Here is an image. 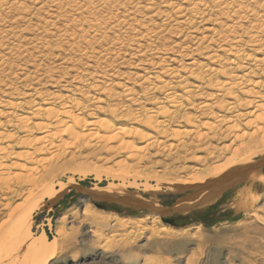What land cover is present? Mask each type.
<instances>
[{"label":"rangeland","instance_id":"1","mask_svg":"<svg viewBox=\"0 0 264 264\" xmlns=\"http://www.w3.org/2000/svg\"><path fill=\"white\" fill-rule=\"evenodd\" d=\"M263 24L264 0H0V149L7 154L3 158L0 151V162L15 173L12 164H25L26 155L52 143L59 146L33 155L49 159L48 153L59 152L49 168L72 158L93 163L52 175L43 191L64 186L68 192L54 204L44 196L29 201L2 229L0 248L6 247L17 217L25 212L31 214V225L30 220L25 225L30 242L42 236L50 245L56 243L58 251L47 264H264V225L250 216L263 206V196L250 214L237 211L239 193L248 185L229 190L214 204L165 217L132 214L117 205L102 211L74 187L123 188L171 208L195 190L179 180L204 170L207 182L201 186L211 183L212 174L205 170L231 157L243 143L237 134L253 129L245 126L253 119L251 112L258 104L264 107ZM38 108L42 111L36 114ZM48 108L56 113L49 115ZM60 109L87 122L103 117L118 126H133L134 117L142 118L134 125L161 144L144 151L143 161L128 163L149 173L120 177L105 170L117 171L116 160H126L127 152L109 150L117 142L108 149L103 147L107 141L95 144L92 136L74 146L71 133H59L66 119L55 118ZM151 116L153 126L146 122ZM38 124L48 128L40 130ZM84 129L75 130L83 135ZM46 130L53 131L52 138L37 141ZM134 142L145 143L138 138ZM257 151L239 163L257 161L264 149ZM95 165L103 168L96 170ZM6 174L0 170V177L7 179ZM11 183H0V225L27 196V187ZM7 185L24 193L18 199ZM254 187L258 195L264 192L261 183ZM40 202L42 210L37 208ZM102 215L149 218L124 227L117 218L101 220ZM64 217L62 236L57 229ZM154 218L159 222L153 223ZM163 228L170 232L153 238V229ZM118 233L124 235L116 237Z\"/></svg>","mask_w":264,"mask_h":264},{"label":"bare ground","instance_id":"2","mask_svg":"<svg viewBox=\"0 0 264 264\" xmlns=\"http://www.w3.org/2000/svg\"><path fill=\"white\" fill-rule=\"evenodd\" d=\"M102 1L103 0H96V2H99V3ZM94 4H95V1L90 2L89 6L92 7ZM81 8H83V7H81ZM221 50L230 51L229 49H221ZM234 56L237 58H240L239 53H235ZM227 89L231 90L232 87H229ZM75 105L79 106L80 103H75ZM261 106H262V104H258L256 106V109H253V111L251 112V116L253 119H251L245 123V126L253 128L251 130V133H249L245 130H241L243 133L241 132V134H237L236 140L243 142L240 145V147L236 148L233 151V154L231 155V157L226 159L224 163H222L220 165H216L210 169L205 170V171H208L209 174H212V175H210V176H212V178L209 181H211V180H212L211 182L216 181L217 179H219L221 177H225V175H227L229 172H231L233 170L237 171L241 167L252 164V162L249 159H248L249 161H246V162L241 163V164L239 163V161L241 162V160H244L245 158H247L254 151L264 149V107H261ZM36 110H37L36 114H39L42 111L40 108H38ZM60 111H61V109H60ZM257 111H260L262 114L259 112L260 114L256 115V117L254 118L253 116H255V114L258 113ZM47 112L49 115L56 113L55 111H51L50 108L47 109ZM58 116H65L66 117L65 120L60 122V124L61 125L64 124V126H63L62 130L59 131V133H63V134L71 133L70 138H71V140H73L72 144H74V146L81 143V141L85 140V138H90L92 136L91 139H95V141H96L95 144L101 143L103 141H107L106 145L103 146L104 148H107V147H110L109 145H111V144L113 145V144H115V142H117V145L111 146L109 148V150L111 149L112 151L113 150H116V151L119 150V151H124L125 153L127 152L128 157L126 160H123V161H122V159H121V161L116 160L114 166L119 168L117 171H116V169H114L115 170L114 171L112 169V167L111 168L107 167V169L104 168L105 170L110 171V172L117 174L119 176L121 175L122 177L123 176H130L131 174H135V175L139 176V175H146L147 173H149L146 171V169L142 170L141 168H138V167L134 168L131 165H129V163H128V161H130V159H133V161L141 159V161H143L144 157H142L143 156L142 153H144V151H146L152 144L153 145L154 144H159V145L161 144V143H159V139L156 138V136L151 137L149 135H146L144 132H142L140 129H138V127H136L134 125V124H138L142 120V118L134 117L135 122L133 123V126H131V124H121V123L118 126V125L113 124V122L111 123L106 118L102 119L103 117L101 119H97L95 121L87 122L80 115H76L73 112H71V110H67V109L62 110L60 112V114L57 115L55 118H57ZM20 121H21V123H25L27 120H26V118H23ZM146 122L150 126H153V116L147 118ZM38 126L40 127V130L48 128V125H46V124H38ZM79 126H83L87 130L86 132L82 133L83 135H79L77 133V131L75 130ZM206 126H208V124H206ZM234 126L235 125L230 126L229 128L232 129V128H234ZM235 128H238V127H235ZM99 129L104 130L107 136L102 135L101 132L98 131ZM44 134H45V136L38 139L37 141L45 140L47 138H52L53 131L49 132L48 130H46L44 132ZM137 138L139 140L145 141V143L136 144L134 142V140L136 141ZM248 140H249V142L246 143V141H248ZM64 143H66V144H64V146H67V147L71 145V142H64ZM140 145H144V146L141 147ZM58 146L59 145L54 146L52 143L50 145H45V144L39 145L35 150H33L34 151L33 153H29L28 155H26V161L27 162H25V164H22V165L18 164V163L12 164L15 166V168L17 167V169H16L17 172H15V173L11 172V170H12L11 166H9L7 164H2L0 162V170L1 171L4 170L5 172H7V174H6L7 179H5V177L4 178L0 177V183L5 184V183H8L9 181H10V183L12 181H17V183L20 184V187H27V189H26L27 191L24 193V191L22 189H20V190L16 189L15 190L11 186L7 185V187L9 186L8 187V193L16 195L18 199L22 196L23 193L27 194V196L22 201V203H20L14 207V209L10 212L8 219L0 225V234L6 231V230L3 231L2 229L3 228L5 229L6 225L12 220V218L15 219L14 214L17 213V215H18V213L25 207V205L29 201H31L34 197L38 196L39 200H41V201H42V199H40V198H43V196L49 197V200L51 201V203L54 204L59 199H61L65 193L68 192L67 191L68 188L64 187V186H62V188L58 191H52L53 189L52 190L50 189L48 192L43 191L45 189V187L48 185V183L50 182V180L52 179L51 178L52 175H55L57 172H59L60 169H63V168H67V167H71V166H83V167L89 166L90 167L93 164L92 163L93 161H91L92 164L88 165L85 162H78L77 158H72L71 161L61 165L60 167L56 166L54 168H49V165H47V164L52 162L57 157V154L59 152H56L54 154L48 153L49 155H51L49 159H39V158L35 159L33 157V155L35 154V151L43 152L47 148L54 149V148H57ZM63 147L61 146L59 148V151ZM5 150H7V148ZM0 151H2V153H1L2 156H4V155L7 156L6 152H3V149H0ZM5 156L3 158H5ZM41 162L45 163L46 166H43L42 164H40ZM94 168L96 170L97 169L99 170V169H102L103 167L98 168V166L95 165ZM13 170H15V169H13ZM19 171H21V172H19ZM45 171H46V174L42 175V173H44ZM203 171L204 170H200V172H198V173L188 175L189 177H187L186 180H179V181L180 182L182 181L184 185H187V186L192 185V188L197 189L202 184L207 182V181L205 182L206 176H203V174H202ZM154 176L156 177V174ZM252 180H254V182L251 183L248 188L245 187L244 189H242L239 193V197H238L237 203H236L237 208H238L237 211H239V213L240 212L248 213L250 211V209L252 212V209H254V205L257 202V200L262 198V196L264 198V192L262 194L258 195L256 193V191L255 192L252 191V190H255L256 186L254 187V184L256 182H259L264 186V173L260 174L259 176H257V175L254 176L253 178H251V181ZM240 182L241 181H239L238 183H240ZM74 187L76 189L81 188V186H79V185L74 186ZM178 188H180V187H178ZM95 189L97 190L96 192L99 191L101 194H104L106 196H116L119 193L120 194L125 193V189H123V188L122 189H114V188L110 187L107 189H97V188H95ZM211 190H213V191H210V192L205 191V192H201L200 194L198 193V195H196L193 200L192 199H190V200L183 199L171 208H163V207L159 206L156 202H152L150 200L147 201V199L145 198V200H143V201H145L146 203L152 204L153 207L155 208L154 211H153V209H150L148 211L136 209L135 211L132 210V212L133 213L139 212V214L140 213H153V214H157L160 216H162L166 213H181V214L188 213V212H191L192 210L214 204L224 195V192L215 193V188H213ZM40 193H41V195H39ZM247 194H249V195H247ZM85 197H87V196H85ZM89 200L99 210H102V211L109 210L108 209L109 207H107V206H105L104 208L99 206L98 204L100 202H98V200H96V199L92 200L90 198H89ZM257 205H259V204H257ZM8 206H11V204L9 203ZM42 207H43V205L40 202V204L37 208L39 210H42L43 209ZM255 207H258V206H255ZM126 209H128V208H126ZM259 213H264V204L261 208H259V210L255 209L251 214L249 212L250 216L254 217L255 222H259L262 225H264V216H261ZM19 215L20 216L17 217L18 219L16 220V222L14 224L15 233L13 232L12 236H10L9 239L6 238L7 239V241H5V242H7L5 244L6 247L3 246V248H0V264H47L48 261L51 258H53L55 256L56 252L58 251V249L56 247V243L53 242L52 245H50L49 243L46 242V239L42 236H40L37 239L32 240L30 242L29 237L25 235V227L28 225L27 224L28 220H30V225H31V218H30L31 214L29 215V214H26L25 212H23ZM101 217H103V218H101V220H104V221L109 220L110 218H111L110 220H113V219L115 220L117 218L119 220L118 225H120V226L121 225L124 226L125 223H129V222H133V224L141 223V221L147 222V219L149 218V217H146L145 219H139V221H133V220L124 219L123 217H121L123 219L116 217V216L112 217L111 215H107V217L105 215H102ZM93 221H95V220H93ZM61 222H62V226L58 227L57 233L59 235L64 236L66 234V228L64 226V225H66V222H67L66 217L62 218ZM158 222H159L158 218H154L153 223H158ZM127 225L128 224H126L124 227H126ZM144 232L145 231H140L141 234H145ZM162 232H170V230L167 228H163L160 232V231H156V229H153V238L159 239L161 237ZM260 234H261V237H264L263 233H260ZM123 235H121V233H118L115 236L121 237ZM156 241H158V240H156ZM157 244L159 246L158 249H161L164 246L163 242H157ZM11 245H14L15 247L12 246L13 247L12 248ZM23 245H25V247ZM4 247H5V249H4ZM37 250H38V252H37ZM40 254H41V257H40ZM28 256H29V259L28 260L25 259V257L27 258Z\"/></svg>","mask_w":264,"mask_h":264},{"label":"water","instance_id":"3","mask_svg":"<svg viewBox=\"0 0 264 264\" xmlns=\"http://www.w3.org/2000/svg\"><path fill=\"white\" fill-rule=\"evenodd\" d=\"M264 173V155L255 161L252 164L246 165L244 167H241L239 170L231 171L225 177H221L217 179L216 181H213L211 183H208L204 186H200L197 189H195L192 193L188 194L184 199L190 200L194 199L198 193L200 194L201 192L205 191H213L211 189L215 188V193H221L224 192L227 193L229 190L238 187V186H250L251 183L254 182V180L251 181V178L254 176H259L260 174ZM241 181L240 183H238ZM247 187V188H248ZM90 190V191H89ZM75 191L83 196H87L88 198L92 200H98L100 202L98 205L101 207H105L106 205L109 206H119L123 208H128L131 210H136V209H141L143 211H148L150 209H153L154 207L150 203H146L145 198L142 197L139 194H136L135 192H125L124 194H118L116 196H106L104 194H101L99 191L96 192L97 190L94 188H80L76 189ZM148 201V200H147ZM101 204H105L104 206ZM171 213H166L162 215L163 217L169 215ZM171 224L170 222H166ZM173 224V223H172ZM171 224V225H172Z\"/></svg>","mask_w":264,"mask_h":264},{"label":"trees","instance_id":"4","mask_svg":"<svg viewBox=\"0 0 264 264\" xmlns=\"http://www.w3.org/2000/svg\"><path fill=\"white\" fill-rule=\"evenodd\" d=\"M214 207H215V206H213L212 208H210V211H212V210L214 209ZM114 209H115L114 211H116V212H118V213H121V210H118L117 208H114ZM111 210H113V208H111ZM122 214H123V213H122ZM132 214H133V212H132ZM198 219H199V221H200V220H202L203 218H202V219L197 218V219H195V220L198 221Z\"/></svg>","mask_w":264,"mask_h":264}]
</instances>
